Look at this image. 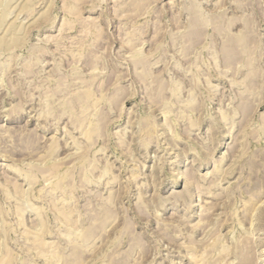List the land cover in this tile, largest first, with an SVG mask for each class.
Returning a JSON list of instances; mask_svg holds the SVG:
<instances>
[{
    "label": "rangeland",
    "instance_id": "1",
    "mask_svg": "<svg viewBox=\"0 0 264 264\" xmlns=\"http://www.w3.org/2000/svg\"><path fill=\"white\" fill-rule=\"evenodd\" d=\"M262 201L264 0H0V264H264Z\"/></svg>",
    "mask_w": 264,
    "mask_h": 264
},
{
    "label": "bare ground",
    "instance_id": "2",
    "mask_svg": "<svg viewBox=\"0 0 264 264\" xmlns=\"http://www.w3.org/2000/svg\"><path fill=\"white\" fill-rule=\"evenodd\" d=\"M259 208L257 209V210H255V211H257L255 214V217L254 218H252V220L254 219V222H255V219L258 217V218H260L259 217V213L262 211V210H264V202L262 201V203L260 204V206H258ZM262 214V212L260 213V215ZM264 214V213H263ZM262 214V215H263ZM264 217V216H263ZM248 220V219H247ZM258 220V219H257ZM260 220V219H259ZM262 221V220H261ZM261 221H259V222H261ZM264 221V220H263ZM220 222H222V221H220ZM252 222V221H251ZM253 222V223H254ZM258 222V221H257ZM260 224V223H259ZM263 224V223H262ZM261 225V224H260ZM257 226V225H256ZM263 226V225H262ZM264 227V226H263ZM257 228V227H256ZM260 228V227H259ZM257 230V229H256ZM240 239V238H239ZM238 239V240H239ZM231 240V239H230ZM246 240V239H245ZM244 240V241H245ZM250 240V239H249ZM234 241V240H233ZM241 241H243V240H241ZM246 241H248V240H246ZM253 242V241H252ZM252 242H247L245 245H243V246H241L242 245V242H241V244H238V243H240L239 241L237 242V241H235V242H230V244H232V249L230 250V248H229V250L230 251H228L227 252V254L225 255V256H223L219 261L221 262L220 264H254L256 261V258H255V252H254V245H256V243L254 244V242L252 243ZM223 247V246H222ZM225 247V246H224ZM223 247V248H224ZM228 248V247H227ZM227 248H225V249H227ZM256 248V247H255ZM225 249H224V251H225ZM214 250V249H213ZM217 250V249H216ZM212 251V250H211ZM210 251V252H211ZM222 251V250H221ZM223 252V251H222ZM218 253V252H217ZM216 252L214 253V255L212 254V252H211V254L213 255V256H215L216 254H217ZM220 254V253H219ZM223 254V253H222ZM221 254V255H222ZM225 254V253H224ZM223 254V255H224ZM208 255H209V252H208ZM221 255H220V257H221ZM211 256V255H210ZM220 257H216V262H218V260H217V258H220ZM201 259V258H200ZM203 259H204V257H203ZM258 259V258H257ZM214 260V259H213ZM215 260H214V262H215ZM231 260V261H230ZM200 261V260H199ZM198 261V262H199ZM197 262V261H196ZM224 262V263H223ZM211 263V262H210ZM213 264V263H212Z\"/></svg>",
    "mask_w": 264,
    "mask_h": 264
}]
</instances>
